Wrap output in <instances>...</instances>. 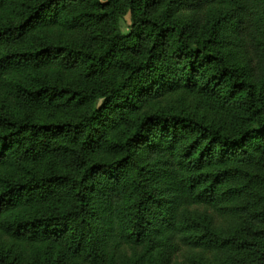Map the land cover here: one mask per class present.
I'll return each instance as SVG.
<instances>
[{
	"label": "trees",
	"instance_id": "1",
	"mask_svg": "<svg viewBox=\"0 0 264 264\" xmlns=\"http://www.w3.org/2000/svg\"><path fill=\"white\" fill-rule=\"evenodd\" d=\"M0 264H264V0H0Z\"/></svg>",
	"mask_w": 264,
	"mask_h": 264
},
{
	"label": "rangeland",
	"instance_id": "2",
	"mask_svg": "<svg viewBox=\"0 0 264 264\" xmlns=\"http://www.w3.org/2000/svg\"><path fill=\"white\" fill-rule=\"evenodd\" d=\"M119 26H120V31H121V33H123V34H126L127 32H128V30H129V26H130V19H129V16L128 15H125L121 20H120V22H119ZM175 98H177L176 96H175ZM183 102V105H186L187 104V102H186V100H180L179 102L178 101H176V103H178V104H180V103H182Z\"/></svg>",
	"mask_w": 264,
	"mask_h": 264
}]
</instances>
